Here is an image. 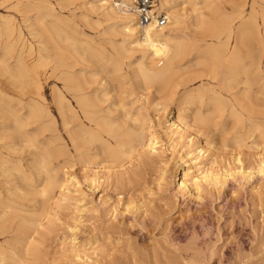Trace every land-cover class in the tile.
<instances>
[{
	"label": "bare ground",
	"instance_id": "obj_1",
	"mask_svg": "<svg viewBox=\"0 0 264 264\" xmlns=\"http://www.w3.org/2000/svg\"><path fill=\"white\" fill-rule=\"evenodd\" d=\"M108 1L115 0H105L100 5ZM118 1L103 8L106 20L122 25V43L118 50L107 54L105 61L113 65L112 71L106 68L102 59H94L73 46L65 49L56 46L52 52L55 59L52 73L62 82V89L75 104L61 89L54 88L58 117L83 173L82 182L87 183L91 192L99 188L101 192L116 191L113 198L110 195L102 197L101 203L116 215L146 214L151 201L144 192L149 195L152 192L147 188L150 181L154 182L155 191L161 192L168 191L171 184L177 182L176 193L198 202L209 194L224 192L230 180L249 183L259 176L264 181V105L260 104L264 80L259 76V52H243L246 44L241 42L244 39L240 34V43L228 55L229 34L220 41L225 29L211 25L196 4L191 6L192 15H195L190 23L191 34L217 40L218 44L204 43L203 48L197 47L196 40L186 42L189 39L186 38L184 42L174 37L172 33L183 26L186 15L183 8L170 10L169 0L156 3L168 19L160 28L140 26L129 8L132 0ZM237 1L238 8L242 9L246 0ZM204 6L208 7L207 4ZM263 18L264 15V26ZM40 24L42 26L43 22ZM2 25L11 41L10 47L18 52L15 59L18 68L26 72L17 74L19 69H15L16 74H13L9 64L0 61V73H10L11 81L22 90L32 86L40 95L39 79L35 73H29L31 67L26 68L24 63L23 49L26 47L25 51L29 53L30 42H24V36L10 20H5ZM41 31L47 32V28L42 26ZM133 53L139 55V60L131 69L132 82L127 84L126 91L111 72H118L123 61ZM42 59L38 53L35 64ZM76 66L83 69L76 72ZM98 74L107 78H98ZM206 77L216 80L218 87L205 83L195 90L185 89ZM112 82L117 84L108 88ZM3 105L4 100H0V120H11L13 130H6L10 126L0 121L2 148L20 155L26 151L27 158L25 166L18 163L16 167L7 168L0 157V184L17 192L13 206L4 207L0 202V235L14 232L18 237L11 245L0 246V264H7L9 260L12 264H25L38 250V236L46 223L51 222L52 208L61 199H71L78 209V204L86 201L87 193L82 192L79 179L71 171L74 164L69 160L71 152L67 146L49 149L48 144L38 145L23 130L27 123L18 118L16 110L8 111ZM41 106L35 101L27 105L26 119L42 121L48 113ZM171 108L175 116L168 120ZM56 124V119L50 121L51 131L57 134ZM41 127L42 131L46 130ZM54 140L60 141V136H55ZM163 141L171 148L178 147L179 155L171 166L165 156ZM228 143H233L234 147L229 148ZM27 172H33L42 180L33 182L24 174ZM178 172L181 175L175 180ZM11 195L14 194L11 192ZM37 210L40 215L35 213ZM80 210L86 214L97 211L93 206ZM76 222L73 219L67 226L73 236L78 233ZM97 236L109 238L106 233H94L87 242L92 244V239ZM73 239L62 247V251L69 253L71 258H80ZM98 249L94 248L92 254H102Z\"/></svg>",
	"mask_w": 264,
	"mask_h": 264
},
{
	"label": "rangeland",
	"instance_id": "obj_2",
	"mask_svg": "<svg viewBox=\"0 0 264 264\" xmlns=\"http://www.w3.org/2000/svg\"><path fill=\"white\" fill-rule=\"evenodd\" d=\"M104 1L0 0V61H6V65L9 64L7 66L11 67L13 74H16V71L17 74H24L22 71L26 72V70L18 68L15 61L18 52L10 47L9 42L11 41L8 34L3 31L2 24L8 19L24 36V42L26 44L30 42L31 51L27 53L26 47L23 49L26 54H23L24 63L26 68L31 67L28 69L31 70L29 73L37 75L41 86L40 95H37L32 86L22 90L12 82L11 76L9 77L10 73L1 72L0 100L5 102L3 107L8 111L16 110L18 118L27 123L23 130L29 137L34 138L38 145L48 144L49 149L60 148V145L63 144L67 146L71 152L69 160L74 164L71 171L79 179L82 192L87 193L86 201L79 203L78 209L75 208V202L71 199H61L52 208L51 222L46 223L45 229L38 236V250L25 264H52V261L53 264H264V181L259 176H255L249 183H237L230 180L228 188L224 192L209 194L201 202L176 193L177 182L172 183L168 191L161 192L155 191L154 182L150 181L147 188L152 192L150 195L144 192L147 200L151 201L146 214L118 213L114 215L106 208L105 203H101L103 198L108 195L113 198L117 192L113 189L101 192L100 188L91 192L86 186L87 183L82 182L83 173L76 162L69 138L62 129L55 106V87L61 89L69 101L72 99L62 89V82L57 80L52 73L55 63L52 52L56 46L61 49L73 46L93 56L94 59H102L106 68L112 71L113 65L105 61L107 54L113 53L114 49L118 50L122 43V25L115 23L114 20H106L103 16V8L109 3H119L120 1H108L100 5ZM157 1L159 5V0ZM193 4L197 5L196 8L199 9L200 14L208 19L211 25L225 29L220 41H223L229 34L230 37L227 39L226 45L228 55L233 47L235 48L240 43V34L244 39L241 42L246 44L243 45L245 46L243 52L245 50L259 52L258 60L261 68L259 76L264 80V26L262 24L264 0H246L242 9L238 8L237 0H207V2L205 0H169L170 10H182L183 8V13L187 18H184V24H181L183 26H180L172 35L183 41L189 38L186 42L196 40L195 44H199L197 47L204 48L207 43L218 44L219 41L197 38L191 34L190 23L195 16L191 12ZM204 4H207L208 7ZM40 22H43L42 26L47 28V32L41 31ZM235 37L237 38L235 39ZM247 44H251V46L247 47ZM38 53L43 56V59L35 64ZM138 60L139 55L133 53L123 61L118 72H111L112 76L118 78L119 83H123L126 91L127 84L132 82L131 69ZM15 65L16 68H14ZM80 68L83 69L81 66H76L74 70L79 72ZM15 69H19V71H14ZM102 75L98 74V78H107ZM205 83L215 88L218 87L216 80L206 77L192 82L185 89L195 90L198 86L203 84L205 86ZM14 84L17 88H14ZM116 84V82H112L108 88H113ZM179 92L181 93L183 90ZM261 100L260 104L264 105V95H261ZM34 101L39 106L42 105L44 112L48 113L40 122L34 118L26 119L28 111L26 106ZM71 103L75 106L72 101ZM173 116L175 113L171 108L167 119L171 120ZM52 119L57 120V134L51 131L50 121ZM153 119L155 122V117ZM0 121L8 124V127L10 126L6 130H13L11 120L1 119ZM41 126L46 130L42 131ZM57 135L60 136V141L54 140ZM163 142L165 156L171 166L179 155L178 147L171 148L169 143ZM0 144H2L0 145V157L7 168L16 167L18 163L19 166L21 164L22 167L25 166L26 149H23L25 152L20 155L10 149L2 148L3 141H0ZM233 145V143H228L227 146L233 148ZM182 170L184 169L182 168ZM24 174L31 180L33 179V182L42 180L33 172ZM180 175L178 172L175 180ZM20 183L22 184V181ZM10 189L12 188L0 184V202L4 207L6 205L13 206L16 199V190ZM11 192L14 195H11ZM100 197L103 198L100 199ZM92 206L97 209L95 213L86 214L80 210ZM37 211L35 213L40 215L41 212ZM73 219L77 220L78 233L75 236L69 233L67 227L72 224ZM94 233L95 235L106 233L109 238L104 239L97 236L92 239V244L87 242ZM17 238V234L14 232L2 234L0 235V246L11 245ZM72 238H74L72 240L74 249L80 253V258H71L69 253L62 251V247L68 244ZM94 248L101 250L102 254H98L99 256L92 254ZM10 262L12 260H9L7 264H12Z\"/></svg>",
	"mask_w": 264,
	"mask_h": 264
},
{
	"label": "built area",
	"instance_id": "obj_3",
	"mask_svg": "<svg viewBox=\"0 0 264 264\" xmlns=\"http://www.w3.org/2000/svg\"><path fill=\"white\" fill-rule=\"evenodd\" d=\"M156 3V0H132L129 8L135 13L140 26L160 28L167 24L165 12L158 10Z\"/></svg>",
	"mask_w": 264,
	"mask_h": 264
}]
</instances>
